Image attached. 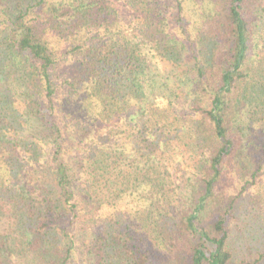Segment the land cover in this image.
<instances>
[{
	"label": "trees",
	"instance_id": "obj_1",
	"mask_svg": "<svg viewBox=\"0 0 264 264\" xmlns=\"http://www.w3.org/2000/svg\"><path fill=\"white\" fill-rule=\"evenodd\" d=\"M0 264H264V0H0Z\"/></svg>",
	"mask_w": 264,
	"mask_h": 264
}]
</instances>
